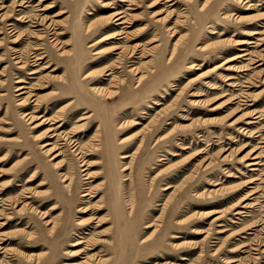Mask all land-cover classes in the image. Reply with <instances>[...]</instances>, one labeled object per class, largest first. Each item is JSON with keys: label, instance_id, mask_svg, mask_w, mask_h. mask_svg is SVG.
Here are the masks:
<instances>
[{"label": "rangeland", "instance_id": "1", "mask_svg": "<svg viewBox=\"0 0 264 264\" xmlns=\"http://www.w3.org/2000/svg\"><path fill=\"white\" fill-rule=\"evenodd\" d=\"M159 1L0 0L1 264H264V0Z\"/></svg>", "mask_w": 264, "mask_h": 264}, {"label": "bare ground", "instance_id": "2", "mask_svg": "<svg viewBox=\"0 0 264 264\" xmlns=\"http://www.w3.org/2000/svg\"><path fill=\"white\" fill-rule=\"evenodd\" d=\"M124 1H128V0H124ZM162 0H160L159 2H161ZM164 1H166V2H170L171 0H164ZM115 21H116V25H120V24H125V23H127V20H126V16H125V14H123V12H118V13H116V17H115ZM123 33H125V32H121V33H118V34H116V35H122ZM39 36V38H41L40 36H41V34H39L38 35ZM117 36H113V37H109V38H116ZM13 42H19V39H16V41H13ZM250 43H252V41L251 40H244V41H241V42H239L238 43V45H244V44H246V45H249ZM243 47V46H242ZM120 47H114L112 50L113 51H115V50H118ZM136 49H138L137 47H135L133 50H132V52H134V51H136ZM241 50H243V51H246L247 49L246 48H241ZM249 53L246 51L245 53H243V54H239V55H237V56H235V57H233V58H231L230 60H235V59H237V58H239V57H242V56H245V55H248ZM42 57H38V59H41ZM16 63H18V64H20V68H25L26 67V65H25V63L26 62H24L23 60H22V57H20V56H18L17 55V51H16ZM134 70H137V68H133ZM38 72V70H33V71H31V72H29V74H36ZM231 78H233V77H229V79H231ZM16 82H18V83H20V85H18L17 86V88H16V91H18V96L19 97H21L19 100H21V102L19 103V104H21V105H27L28 103H27V101L29 100V98H23L24 97V95L25 94H29V97L31 96V97H33V96H35V94L32 92V93H30V91H29V87L27 86V85H25V83H27V80H24V79H22V78H20V79H18ZM95 89H97V90H102L100 87H95ZM23 98V99H22ZM37 100V99H36ZM37 116H35V114H32L31 112H24L23 113V118H26L28 121H29V123H33V122H35V120L37 119V118H40V117H37ZM49 121L48 120H46V119H44V120H42V121H39L38 123H36L33 127L34 128H37V127H40V126H43L44 124H46V123H48ZM51 124H53V123H51ZM54 130V128H50V129H48V132H50L51 133V131H53ZM52 136H54V135H52ZM52 136H50V137H52ZM124 140V139H123ZM45 142V141H44ZM51 144V142H45V143H43L42 144V148H46L47 146H49ZM76 148V151H80V152H78V154H81V150L78 148V144H76L75 146H74V149ZM53 152V150H52V148H48V149H45V153L48 155V154H51ZM124 157H129V155H123ZM56 157V155H53L52 156V158L51 159H53V158H55ZM82 157V156H81ZM257 156L256 157H254L253 159H255V161H249L248 162V165L249 166H256V165H258L259 164V162H258V160H257ZM83 163H82V166H85V159L83 158ZM129 169V166L128 165H125L124 166V168H123V170H128ZM84 171L85 170H87V168H84L83 169ZM252 170H257V168L256 167H252ZM86 175H88V173L86 174ZM91 177H93L91 174L89 175V176H87V177H85V179H90ZM63 180L64 181H69V182H71V177H69L68 175H66V174H64L63 175ZM43 184H45V182H42V183H40V185H43ZM68 186H70L69 184H67ZM88 188V189H87ZM90 188L89 187H87L86 186V190H85V192L82 194V196L83 197H87V196H90L91 195V193H90ZM237 213H239V212H237ZM79 224H83V221H79ZM4 225L6 226V222H2V223H0V228L1 227H4ZM85 241L84 240H79V241H77V242H74L73 244L74 245H78V244H83ZM2 242L0 241V253H8V250L5 248V247H3L2 245ZM94 245V243L93 244H90V247H88V249H92V246ZM85 250L84 249H82L81 251H75V252H72L71 254H70V256H79V255H81V254H83V252H84ZM90 257L88 256H86V258L84 259V261H83V263H79V262H65V263H63V264H90ZM103 262V261H102ZM1 264V263H0ZM3 264H8V263H3Z\"/></svg>", "mask_w": 264, "mask_h": 264}]
</instances>
